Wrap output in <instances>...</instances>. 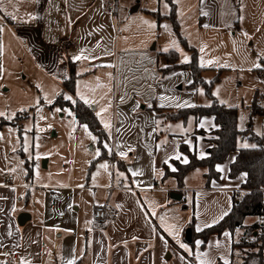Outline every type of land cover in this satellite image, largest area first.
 <instances>
[{"label": "crops", "instance_id": "crops-1", "mask_svg": "<svg viewBox=\"0 0 264 264\" xmlns=\"http://www.w3.org/2000/svg\"><path fill=\"white\" fill-rule=\"evenodd\" d=\"M161 1L158 2L159 7ZM241 1L197 0L198 22L185 28L183 33H187L185 35L190 43L199 49V46H206L205 36L220 34L227 28H239L243 13L240 7ZM244 2L247 7L246 13L255 26L251 27L250 34L253 35L254 31L257 34L259 44L257 53L264 59V25L261 21L264 14V0H244ZM136 4H139V8L135 12L140 10L142 14L157 16V13L153 12H158V16L164 17L171 11L161 15L158 9L143 10L140 3ZM133 6L130 5L131 8ZM169 8L171 9L170 6ZM178 8H180L179 3ZM9 12L15 14L17 19L13 20L7 16L6 13ZM204 12L208 15H203ZM3 13L7 25L0 22V26L6 27L0 33V65L4 54L5 31H8L11 40L13 38L16 40L17 35L20 36L21 45L18 44L24 48L26 54L41 63L48 74L45 76L55 80L58 86H63L64 80L69 78V62H74L75 73V66L79 63L94 70L99 67L104 68L101 65H114L119 71L117 77L123 83L126 73L130 70L139 71L147 77L148 83H146L150 87L148 89H146L147 85L143 87L138 97V94L134 95L122 84L120 100L122 97L123 100L120 105L117 99L118 110L125 111V116L127 109L132 110L137 116L131 131L124 123L125 116L121 121H117L115 125L117 133L114 132L115 140L112 146L114 155H119L121 151L128 153L126 158H120L121 168L127 171L126 176L130 183L127 184L128 188L109 191L107 187L114 181L109 184V180L104 182V177L99 179L98 176L93 178L92 175L90 179L93 182L92 188L97 191H93L94 200L91 204L87 203L86 207L85 201H80L76 192L81 189L78 187L80 183L28 180L31 176L28 177L27 168L21 176H15L7 164L13 151L9 150L10 146L4 139H0V264H4L6 260L4 253L8 249L16 254L14 263H21L24 259L31 264H45V248L52 239V233H58L61 239L55 242L54 251L58 257H61V264H66V261L73 256L76 257V264H192L190 261L192 257L200 264L195 258L196 253L206 254L203 258L211 264H217L218 260L224 263L225 259L230 263L233 235L229 238L223 235L225 232L221 236L212 235L205 248L201 247L202 243L197 248L195 242L198 240L203 242V239L196 238L191 244L186 240L184 232L193 216L195 230L197 227L202 230L206 228L205 224L218 223L224 211L228 213L231 211L236 197L235 190L237 187H242L245 181L242 174L233 179L229 177L230 165L235 160L237 152H231L226 161L217 164V167L224 170L219 171V180L211 181L210 188L206 187L207 168L205 167L191 170L184 178L182 186L178 184L176 177L165 176L164 167L167 165L172 172L173 168L177 169L173 162L177 159H170L176 154H180L181 159L178 161L181 163L184 157L189 161L188 154L180 149L182 144L188 146L198 157L201 152L206 157L207 149L212 143L202 135H196V130L204 129L209 132L218 127L215 117L203 116L197 123L194 115H190L187 120H169L164 116H156L152 107L157 103L162 107L175 108L178 104L157 97L156 81L160 78L158 77L160 62L157 63L156 59L159 60L160 57L144 49H128L123 40L119 44L118 34L115 32V18L109 12L108 0H38V2L12 0L11 3L9 0H4ZM30 14L36 15L38 19L30 20ZM158 19L160 21L162 18L158 17ZM23 21L29 22L23 23ZM155 47L154 45L153 48ZM82 49L90 59L73 61L72 57L79 55ZM207 53L214 54V51L209 50ZM130 58H134L133 65ZM66 60H69L68 65ZM151 78L154 79L153 84L150 83ZM258 95L259 99L264 98L259 92ZM98 107L99 105L96 108ZM156 120L160 121L158 125L155 123ZM203 121L207 123L201 127L200 123ZM174 122H180L183 127L190 126L189 131L184 132L178 127L171 132L169 126ZM240 124L239 118V128L242 129ZM127 133L128 139H131L129 145L122 142L124 134ZM257 135L264 138V132L262 135ZM241 143L254 144L247 138L241 139L239 145ZM12 145L15 149L18 147L13 141ZM129 148L133 151H128ZM130 170H139L143 174L132 176ZM196 170L198 175L192 179L194 184H187V176ZM11 175L14 176V180L11 181L12 185H7ZM174 191L183 195L181 200L172 199L171 193ZM185 192L191 193L185 197ZM106 200L110 201L111 216L104 220L95 219V207ZM150 202H155L157 205L156 216L151 215ZM187 203H190L192 208H185ZM117 205L121 207L117 208ZM164 214L168 215L169 223H175L182 228L181 242L188 244L193 249L194 255L189 256L160 226L159 216ZM22 215L25 217L22 218ZM19 219L24 223L20 224ZM259 220V216H248L244 221L246 228L237 231V239ZM214 221L216 222L213 223ZM217 242L219 247L216 246Z\"/></svg>", "mask_w": 264, "mask_h": 264}, {"label": "rangeland", "instance_id": "rangeland-1", "mask_svg": "<svg viewBox=\"0 0 264 264\" xmlns=\"http://www.w3.org/2000/svg\"><path fill=\"white\" fill-rule=\"evenodd\" d=\"M166 1L162 0L160 7L158 6L159 0H115L113 6L108 3L109 12L115 18V32L118 34L119 44L123 40L128 49H144L156 57H160L159 60L156 59L157 63L160 62L159 69H166L172 64L171 61H167V59L173 58L170 52L175 51L178 54L177 63H183L184 56L189 58V62L192 60V51L181 41L175 31L173 21L168 16H159L162 18L159 21L158 15L142 14V12H139L140 10L130 13V5L132 4L133 6L136 3H140L143 10L145 8L158 9L161 15H164L172 9L173 4L180 27L179 31L188 44L193 46L185 35L187 33L184 34L183 32L185 28L198 22L197 0H177L180 8H178L176 0ZM164 4L168 5L167 9L164 8ZM240 7L243 13L239 28H227L220 34L215 33L210 37L205 36L204 44L206 46H199V49L195 46L193 47L198 52L200 66L201 58L204 61H213L211 65L203 67L204 70L201 77L207 82L213 81L211 93L214 98L226 106L238 109L239 118L241 116L244 117L243 121L240 119V127L243 130L250 128L251 131L262 135L264 132V115L259 114L258 109L256 113L259 115L252 114L250 107L256 93L259 92L260 96H264V77L260 76V71L264 69V59L257 53V48H259L257 34L255 31H252L253 35L250 34L251 27L255 26L254 22L250 20V16L246 13L247 7L244 0L240 2ZM4 16L3 11H0V17H2L0 22L6 26L7 22ZM142 20L156 24V28L148 29L146 25L141 23ZM261 21L264 25V14ZM164 24L168 25L167 30L164 29ZM5 26L4 29H6ZM245 33H247V36ZM16 40L14 38L11 40L10 33L5 31L4 54H2L0 65L3 69L0 72V111L5 113V116L0 117V119L15 121V123L7 125L3 130H0V137L9 144V150L13 151L12 141L18 146L7 161L9 170L16 169L15 172H11L15 176H21L26 168L25 159H28L33 170L31 178L28 180L35 179L39 182L51 183H80L84 187L76 192L80 201H85V207L87 203L91 204L93 202V191H97L92 188L93 182L90 180L92 175L93 178L98 176L99 179H102L104 177V182L109 180V184L112 181L117 183L119 178L130 184L126 176V169L121 168V157L113 153L109 155L108 149H105L103 144L107 143L113 152L114 132L115 134L117 133L115 125L117 121H121L125 116V111H120L117 107L121 103L120 91L122 84L128 91L134 95L138 94L139 97L143 87L146 85V89L150 87L147 84V77L139 71L130 70L124 75V78H126L123 83L117 77L119 71L115 67H99L94 70L90 67H84L85 64L79 63L75 66L77 86L75 92H71L64 87V84L63 86H58L55 80L45 76L48 74L41 63L36 62L33 57L26 54L24 48L20 46L19 42L22 39L19 35L16 36ZM173 40L176 41L179 51L171 47ZM154 45L156 46L155 48H153ZM166 47L168 48L167 52L163 51ZM202 47L205 49L204 52L200 51ZM209 50L211 52L214 51V54H208ZM166 54H169L167 59L165 58ZM68 62L69 60H66L67 65ZM131 63L132 65L134 64V58L131 59ZM254 63H261L262 67L256 69L253 67ZM223 65H227V67ZM158 72V77L160 76V78L156 81V87L158 89L157 97L160 100H167L171 103L190 102L199 105H209L212 102V99L206 94L203 84L196 89L190 87L193 81L191 71L181 69L166 75H163L160 70ZM109 73H111V78L108 76ZM97 77L107 87L97 89L95 93H92L90 88L95 87ZM150 83H154L153 78L150 79ZM85 85L88 87H85ZM201 89L203 90V95L200 94L199 90ZM78 90L84 91L90 98L94 97L99 101L97 104L88 105L93 109L95 115L96 112L100 111L101 107L107 106L109 102L111 104L108 111L103 114L104 118L110 121L111 129H105L103 123H101V117L96 115L103 131L101 141L100 137L87 124L88 131L97 137L96 141L91 140L82 127L86 123L79 122L75 111L71 107V101L63 98L65 95H71L77 101L83 102L76 94ZM217 90L218 94L214 95ZM45 95L52 100L51 104L46 102L44 99ZM101 96L104 98L101 99ZM60 97L64 101L63 103L57 102ZM161 97H166V99H161ZM38 100L39 103H37ZM139 102L143 104L141 101ZM97 105H99L98 108H96ZM157 106H159L158 103ZM57 108H60L61 111L57 112ZM20 109H25V111H20ZM69 112L72 113L71 116L68 114ZM12 113H16V115L8 119L7 117ZM25 113H27L26 116H24ZM126 113L124 123L131 131L137 116L129 109L126 110ZM19 116L23 118L18 119ZM73 118H75V123H73ZM177 125H181L180 122L172 123L169 126V130L174 132L178 128ZM253 125H255L254 128ZM189 128L190 126H182L181 129L186 132L189 131ZM28 129H31V131H28ZM124 135L122 142L129 145L131 139H128V133ZM25 137H27V152L24 151ZM118 139L120 140L119 136ZM97 149L101 152L98 157L95 156ZM21 150H23V154H21ZM103 150L107 153L106 156H102ZM37 155L39 156L38 159L36 158ZM112 159L115 161L114 173L109 170L105 172L99 169V164L105 162L109 164ZM117 173H123L124 175L118 176ZM197 175L198 170L190 173L186 178L187 184H194L192 179ZM158 180L160 181V177H158ZM185 193V197H188L191 192ZM185 208H192V205L187 203ZM59 240L61 239L58 237V233H52V239L45 248V264H61V257H58V254L54 252L56 248L55 242ZM12 264L21 263L13 262Z\"/></svg>", "mask_w": 264, "mask_h": 264}, {"label": "trees", "instance_id": "trees-1", "mask_svg": "<svg viewBox=\"0 0 264 264\" xmlns=\"http://www.w3.org/2000/svg\"><path fill=\"white\" fill-rule=\"evenodd\" d=\"M153 13L159 15L158 12ZM167 16L173 21L175 31L181 41L192 51V60L188 63H177L178 54L172 51L170 54L173 55V58L167 59V55L169 56V54H166L165 57L167 61H171L172 64L166 69L162 68L159 70L163 75L181 69L191 71L193 74V81L190 87L196 89L199 85L203 84L206 89V94L212 99V102L209 105L196 104L195 107L182 108L154 105L152 109L155 111L156 116H164L169 120H187L190 115H194L198 123L203 116H214L218 127L209 132L204 129L196 130V135H202L204 139L212 143V146L207 149L208 155L205 158L201 159L195 152H192L188 146L182 144L180 149L182 152L188 154L189 163L184 164L178 160H173L177 169L172 172L169 170V167L165 165V176L172 175L176 177L178 184L182 186L184 178L191 170L205 167L207 168L205 174L207 178L206 187L210 188L213 179H220V172L217 170V164L226 161L231 152H237V155L230 165L229 177L233 179L241 174L247 173V177L242 184V187L246 189L244 196L241 199L234 197L233 207L228 215L224 216L218 223L211 227H206L199 232L195 230V217L193 216L184 232L185 237L187 229L190 228L192 230V241L189 243L193 244L196 238H202L203 243L201 247L205 248L210 236H221L224 232L229 231L233 235L232 261L229 264H264V223H261V219L245 231V233H250L260 228V238L257 242H247L239 240L236 237L237 230L246 228L244 227V221L248 216L261 217L264 214V138L253 133L250 128L244 130L240 129L238 109L236 107L226 106L224 103H220L214 98L211 93L213 81L207 82L202 79L201 74L204 68L199 65L198 52L193 46L188 44L187 40L183 38L180 33L179 23L176 18V10L173 4ZM69 65L70 76L64 80L63 84L65 88L71 92H75L77 81V74L74 69L75 63L69 62ZM57 102L63 103L64 101L60 97ZM71 107L75 111L79 122L88 124L91 130L100 137L101 141L103 131L100 128L101 124L96 118L93 109L81 101H77L75 105L71 104ZM258 108L259 95L256 93L251 105L252 114H256ZM26 115L27 113L24 114V116ZM22 118V116L18 117V119ZM13 123H15V121L2 118L0 119V129ZM243 138L252 141L257 147L254 149H241L239 147V142ZM21 154H23V152H21ZM106 154L105 150H103L102 156H106ZM25 165L28 170V177H30L33 170L28 159H25ZM190 261L192 264H198L193 257L190 258ZM217 264L224 263L218 260Z\"/></svg>", "mask_w": 264, "mask_h": 264}, {"label": "snow or ice", "instance_id": "snow-or-ice-1", "mask_svg": "<svg viewBox=\"0 0 264 264\" xmlns=\"http://www.w3.org/2000/svg\"><path fill=\"white\" fill-rule=\"evenodd\" d=\"M11 2H12V0H9V3H11ZM37 2H38V0H37ZM3 3H4V0H0V11H3ZM164 8L167 9V8H168V5H167V4H164ZM156 10H157V9H153V11H156ZM6 15H7V16H10L13 20H16V19H17L16 15L13 14V13H11V12L6 13ZM203 15L207 16L208 13H207V12H204ZM0 18H2V17H0ZM29 19L34 21V20H37L38 17H37L36 15H31V14H30ZM28 22H29V21H23V23H28ZM141 23L144 24V25H146L148 29H154V28H156V24L151 23V22H149V21H147V20H142ZM163 27H164L165 30L168 29V25H167V24H164ZM205 27H208V25H205ZM3 31H4V28H3L2 26H0V33H2ZM245 35L247 36V33H245ZM249 39H250V37H249ZM97 47H99V45H97ZM171 47H173V48H175L177 51H179L178 45L176 44V41H175V40H173V41L171 42ZM163 51L167 52V51H168V48H167V47L164 48ZM200 51H201V52H204L205 49L202 47V48L200 49ZM84 53H85V50L82 49L79 55H75L74 57H72V60H73V61H81V60H88V59H90V57L87 56V55H85ZM92 59H95V57H92ZM182 62H183V63H188V62H189V58H188L187 56H184V59H183ZM212 63H213V61H211V60L204 61L203 58H201V67H204V66H207V65H211ZM101 66H102V67H109V68H111V67H115L114 65H111V64H108V65H101ZM223 66H224V67H227V65H223ZM253 67L256 68V69H260V68L262 67V64H261V63H254V64H253ZM250 70H251V69H250ZM2 71H3L2 66H0V72H2ZM108 76H109V78H111V73H109ZM85 87H88V86L85 85ZM105 87H107V85L101 83V82L99 81V78L97 77V78H96V85H95V87L90 88V91H91L92 93H95L97 89H103V88H105ZM199 91H200V94L203 95V90L201 89V90H199ZM57 94H59V93H57ZM76 94H77V96L79 97V99L83 101V103H84L85 105H94V104H97V103L99 102V101L96 100L94 97H93V98H90L89 95H87V94H86L84 91H82V90H78ZM217 94H218V90H217V93H214V95H217ZM63 98H64L65 100L71 101V103H72L73 105H75V104L77 103V100L74 99L73 96H71V95H65ZM103 98H104V97L101 96V99H103ZM44 99L46 100V102H47L48 104H51V103H52V100H51L50 98H48L47 95H45ZM161 99H166V97H161ZM121 100H123V97L121 98ZM37 103H39V100L37 101ZM195 106H196V105L189 104V103H187V102H185V103H183V104H179V103L176 104V107H177V108H182V107H195ZM110 107H111V104H110V102H109L107 106H105V107H101L100 111L96 112V115H97L98 117H101V123H103L105 129H111V127H112L110 121L107 120V119H105L104 116H103V114L106 113ZM149 107H151V105H149ZM20 111H25V109H20ZM56 111H57V112H60L61 109H60V108H57ZM68 114H69L70 116L72 115L71 112H69ZM15 115H16V113H12V114H11L10 116H8L7 118H8V119H11V118L14 117ZM4 116H5V113L2 112V111H0V117H4ZM41 119H43V117H41ZM240 119H241V121H243V120H244V117L241 116ZM73 123H75V118H73ZM155 123L158 125V124L160 123V121H159V120H156ZM205 123H207V121H203V122H201V123H200V126H201V127H204V124H205ZM212 126L214 127L215 125H212ZM82 127H83L85 133H87V135L91 138L92 141H96V140H97V137L94 136V135H92V133L88 131V125H87V124L82 125ZM177 127H181V128H182L181 125H177ZM73 130H74V129H73ZM28 131H31V129H28ZM0 139H2V137H0ZM165 143H166V141H165ZM185 143H191V142H190V141H185ZM103 147H104L105 149H108V154H109V155L112 154V149L109 147V145H108L107 143H104V144H103ZM239 147H240L241 149H248V148H253V149H254V148L257 147V145H255V144H251V145H250V144H248V143H241V144L239 145ZM13 151H16V149L13 148ZM24 151H25V152L28 151V147H27V137H25V147H24ZM128 151H133V149L129 148ZM127 154H128V153H127V152H124V151H121V152L119 153V155H120L121 158H126V157H127ZM100 155H101V152H100L99 149H97V150L95 151V156L98 157V156H100ZM36 158L38 159L39 156L37 155ZM171 158H175V159H177V160H180V159H181V156H180V154H176L175 157H170V159H171ZM200 158H201V159L205 158V154H204L203 152L200 153ZM21 163H23V162L21 161ZM165 163H167V161H165ZM182 163L187 164V163H189V161H188V159H187L186 157H184L183 160H182ZM109 167H110V165H109L107 162L99 164V169H102V170H104L105 172H108ZM172 170H173V171H176L175 168H173ZM217 170H218V171H223L224 169L218 166V167H217ZM11 171L15 172L16 169H11ZM130 171H131L132 176H139V175H142V174H143V173H142L141 171H139V170H135V171L130 170ZM97 174H98V173H97ZM109 175H111V173H109ZM117 175H118V176H123L124 174H123V173H117ZM246 177H247V173L242 174V178L246 179ZM137 186H139V185H137ZM78 187L83 188L84 185L81 184V185H78ZM108 187H110V185H108ZM129 190H131V189H129ZM150 203L152 204L151 215H152V216H156V215H157V213H156V207H157V205L155 204V202H150ZM99 206H100V207H103V205H99ZM116 207L119 208V207H121V206H120V205H117ZM227 215H228V211H224V212L222 213L220 219H223L224 216H227ZM168 220H169V217H168L167 214L160 215V216H159L160 226L163 227L164 231H165L169 236H171V237L175 240V242L179 245V247L182 248V249H183V250H184L189 256L194 255V253H193V249H191V248L188 246V244L181 242V239H180V233H181V231H182V228L178 227L175 223H169ZM215 222H216V221H214L213 223H215ZM89 223H91V222H89ZM261 223H264V221H261ZM211 226H212L211 224H205V225H204V227H211ZM57 230H59V229H57ZM196 230H197V231H200L201 228H200V227H197ZM237 231H239V230H237ZM9 235H11V232H9ZM223 235H224L226 238H229V237H231L232 234L229 233V232H225ZM161 238L163 239V237H161ZM134 239H135V238H134ZM166 243H167V241L165 240V244H166ZM201 243H203V242H202V241H199V240L196 241V242H195L196 247L198 248V247L200 246ZM216 246H217V247L220 246V245H219V242H217V245H216ZM5 255H7V253H5ZM205 255H206V254L196 253V254H195V258H196L197 260H199L200 264H211L210 261H208V260H206V259L203 258V256H205ZM181 259H184V257H181ZM21 264H31V262L22 259V260H21ZM66 264H76V257L73 256L72 259H68V260L66 261ZM224 264H229V261H228L227 259H225V260H224Z\"/></svg>", "mask_w": 264, "mask_h": 264}, {"label": "built area", "instance_id": "built-area-1", "mask_svg": "<svg viewBox=\"0 0 264 264\" xmlns=\"http://www.w3.org/2000/svg\"><path fill=\"white\" fill-rule=\"evenodd\" d=\"M109 4H112V6L115 4V0H108ZM260 76L264 77V69L260 71ZM260 103H259V108H258V113L261 115H264V98L259 99ZM251 108V107H250ZM109 165H110V171L112 173L115 172V161L112 159L109 161ZM14 180V176L11 175L9 176V180L7 185H12L11 181ZM128 188L127 182L122 179L119 178L117 183H112L110 185V187H107V190L109 191H115V190H122ZM246 189L240 187H237L235 190V194L236 197L241 199L244 196ZM99 205H103V207H100ZM111 216V210H110V201L106 200L100 204H98L95 209H94V218L97 220H104L108 217ZM260 219L262 221H264V214L260 217ZM260 238V228L256 229L253 232L250 233H244L239 237V240H244L247 242H257ZM5 253H7L6 256V260L4 262V264H12L15 259H16V254L14 253V251H12L11 249H8L5 251ZM4 253V254H5Z\"/></svg>", "mask_w": 264, "mask_h": 264}, {"label": "water", "instance_id": "water-1", "mask_svg": "<svg viewBox=\"0 0 264 264\" xmlns=\"http://www.w3.org/2000/svg\"><path fill=\"white\" fill-rule=\"evenodd\" d=\"M138 8H139V4L134 5V6L130 9V13H133V12L137 11ZM45 165H46V164H45ZM171 197H172V199H174V200H181L182 197H183V195H182L181 193H179V192H175V191H174V192L171 193ZM21 217L23 218V217H25V215H22ZM22 218H21V219H22ZM19 222H20V224H23V223H24V221H23V220H20V219H19ZM186 240H187L188 242H191V241H192V230H191L190 228H188L187 231H186Z\"/></svg>", "mask_w": 264, "mask_h": 264}]
</instances>
